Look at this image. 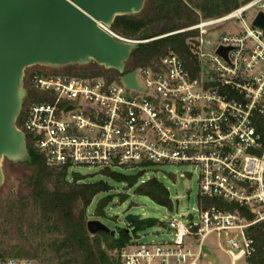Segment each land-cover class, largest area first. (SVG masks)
<instances>
[{
    "label": "built area",
    "instance_id": "1",
    "mask_svg": "<svg viewBox=\"0 0 264 264\" xmlns=\"http://www.w3.org/2000/svg\"><path fill=\"white\" fill-rule=\"evenodd\" d=\"M258 12L264 0H246L188 27L191 69L168 49L122 74L24 71L16 126L47 166L191 164L197 171V220L161 221L167 239L130 240L113 254L119 264H210L203 244L211 234L227 264L264 255V38L251 25ZM220 25L236 29L215 35ZM129 72L137 88L121 80ZM0 264L34 263L0 257Z\"/></svg>",
    "mask_w": 264,
    "mask_h": 264
},
{
    "label": "trees",
    "instance_id": "2",
    "mask_svg": "<svg viewBox=\"0 0 264 264\" xmlns=\"http://www.w3.org/2000/svg\"><path fill=\"white\" fill-rule=\"evenodd\" d=\"M239 4L236 0H146L139 14L116 17L110 29L134 40L152 38L137 43L125 63L127 69L152 64L168 49L173 50L184 61L185 66L191 69L188 43L193 40L195 31L188 27L199 19L225 14ZM65 69L74 74H99L104 71L95 64L86 67L67 66ZM28 145L26 143L29 157L25 163L31 173L24 184L29 188L31 201L39 211V222L45 225L51 220L53 228L61 229L60 237L57 235L48 239V245L58 259L57 264H119L106 250H120L136 231L152 226L154 220L139 219L128 226L129 231L118 229L113 235L98 232L90 236L85 229L84 210L96 193L106 189V185L101 181L84 182V177L79 174H73L71 182H68L64 168L47 166L42 156ZM103 172L117 181L123 177L113 171ZM47 182L51 183L50 188L46 186ZM129 184H133V181ZM135 191L158 205L168 206L170 203L166 189L154 178L139 184ZM207 201L214 202L212 199ZM104 204L105 201L97 204L95 215H102ZM248 262L264 264V255L258 252Z\"/></svg>",
    "mask_w": 264,
    "mask_h": 264
},
{
    "label": "water",
    "instance_id": "3",
    "mask_svg": "<svg viewBox=\"0 0 264 264\" xmlns=\"http://www.w3.org/2000/svg\"><path fill=\"white\" fill-rule=\"evenodd\" d=\"M146 0H0V185L2 161L25 162L28 157L23 132L16 126L26 90L23 75L27 68L95 64L124 71L137 43L112 37L98 26H111L118 16L137 15ZM251 25L262 31L264 15L258 12ZM225 56V50L217 49ZM126 88H137L132 72L123 74ZM140 219L127 213L128 226ZM86 232L94 235L110 231L98 220L85 222Z\"/></svg>",
    "mask_w": 264,
    "mask_h": 264
},
{
    "label": "rangeland",
    "instance_id": "4",
    "mask_svg": "<svg viewBox=\"0 0 264 264\" xmlns=\"http://www.w3.org/2000/svg\"><path fill=\"white\" fill-rule=\"evenodd\" d=\"M236 1L242 3L246 0ZM253 13V10L249 11L246 18L248 19ZM235 29L231 25H220L214 34L234 31ZM150 39L152 38L140 41L144 42ZM92 65L88 64L85 67ZM38 68L39 66H32L28 70L32 71ZM56 72L68 71L62 68ZM141 166L144 165L112 168L113 172L123 175L120 181L112 179L97 167H70L66 172L68 182H71L73 174H79L84 177V182L101 181L106 185V189L96 193L85 208L84 222L98 220L110 231H114L115 234L118 229L127 227L123 221L125 214H139L140 219H153L154 224L136 231L132 237L144 242H159L166 238V228L163 222L167 218L183 215V220H197L195 198L198 194V178L197 171L191 164ZM2 173L3 180L0 185V255L29 259L34 264H57L58 259L48 245V239L59 236L61 229L53 228L51 220L45 225L39 222V211L31 201L29 188L24 184L25 179L31 173V169L25 162L12 163L3 160ZM150 178L156 179L166 189L170 202L168 206L158 205L135 191L139 184ZM130 181H133V184L130 185ZM46 186L50 188L51 183L47 182ZM101 201H105V204L102 206V215L97 216L94 214V210ZM215 239L213 234L209 235L203 244V249L206 251L215 243ZM115 251L116 249L106 250L111 258H114ZM14 254L18 256L15 257ZM207 260L217 264L216 259L211 255H208ZM222 260L225 263L228 262L225 255ZM235 264L250 263L241 259Z\"/></svg>",
    "mask_w": 264,
    "mask_h": 264
},
{
    "label": "crops",
    "instance_id": "5",
    "mask_svg": "<svg viewBox=\"0 0 264 264\" xmlns=\"http://www.w3.org/2000/svg\"><path fill=\"white\" fill-rule=\"evenodd\" d=\"M166 238H165V240L167 239V232H166ZM132 239H138V238H131L130 240H132ZM129 240V241H130ZM128 241V242H129ZM161 241H163V240H161ZM161 241H159V242H161ZM216 239H215V243L214 244H212L207 250H206V259H207V257H208V255H211V256H213L215 259H216V261H217V264H227L228 262H223V260H222V257L224 256L219 250H218V248H217V246H216ZM191 243V242H190ZM189 243V244H190ZM191 245V244H190ZM248 259L249 258H247V259H245L246 261H248ZM241 260V259H240ZM210 264H213V263H211L209 260H207ZM228 261V260H227Z\"/></svg>",
    "mask_w": 264,
    "mask_h": 264
}]
</instances>
